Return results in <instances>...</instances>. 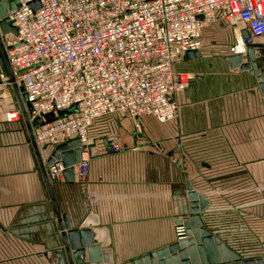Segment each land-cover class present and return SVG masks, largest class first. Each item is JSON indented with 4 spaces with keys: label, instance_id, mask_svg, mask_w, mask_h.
<instances>
[{
    "label": "crops",
    "instance_id": "1",
    "mask_svg": "<svg viewBox=\"0 0 264 264\" xmlns=\"http://www.w3.org/2000/svg\"><path fill=\"white\" fill-rule=\"evenodd\" d=\"M200 53L179 63L197 78L176 96L178 118L98 120L88 178L74 172L52 183L72 228L93 214L95 241L112 249L116 264L176 241L194 193L209 201L201 217L211 233L242 259L264 258V93L254 73L230 67L232 52L212 62ZM256 54L264 67V39ZM11 109L20 110L15 89L0 79V264H55V206L21 111L6 120ZM44 146L47 169L54 147Z\"/></svg>",
    "mask_w": 264,
    "mask_h": 264
},
{
    "label": "built area",
    "instance_id": "2",
    "mask_svg": "<svg viewBox=\"0 0 264 264\" xmlns=\"http://www.w3.org/2000/svg\"><path fill=\"white\" fill-rule=\"evenodd\" d=\"M8 16L17 32L4 37L7 56L31 105L30 120L42 118L33 126L35 139L55 147L78 138L82 160L74 167L81 181L96 152L98 120L178 118L176 96L197 78L179 63L187 52H201L208 24L233 25L232 52L239 39L243 53L264 39V0H18ZM0 79L9 82L4 74ZM20 114L8 110L6 120ZM65 169L61 160L48 165L50 181L62 180Z\"/></svg>",
    "mask_w": 264,
    "mask_h": 264
},
{
    "label": "water",
    "instance_id": "3",
    "mask_svg": "<svg viewBox=\"0 0 264 264\" xmlns=\"http://www.w3.org/2000/svg\"><path fill=\"white\" fill-rule=\"evenodd\" d=\"M17 4L18 0H0V75H6L15 89L20 111L27 124L41 171L55 206L56 219L62 236V247L52 251L51 258L56 262L55 264H116L112 249L95 241L99 232L98 223L93 219V214H89L79 227L72 228L67 218L62 216L60 211L52 182L47 175L46 164L42 159L41 147L38 145L33 132V126L41 123L42 118L37 117L33 121L30 120L28 111L31 109V105L26 104L27 96L23 86L16 82L4 45V37L7 34H16L17 32L8 16L9 11L15 9ZM31 4L34 7L38 6L37 1ZM243 36H247L246 31H243ZM200 55V51L187 52L189 58ZM257 57L256 46L249 45L245 53L232 52L226 56V59L230 61L232 69L238 68L254 73L264 93V67L259 68ZM74 109V105L70 107V110ZM46 148H48L47 145L43 147V149ZM56 160H61L65 165L64 174H74V165L82 160L80 140L74 138L56 145L46 162L51 165ZM188 189L192 190L190 183H188ZM195 197V193L191 194L189 213L183 214L181 221H179L180 225L176 228V241L150 254L138 256L122 264H264L263 257L242 259L218 236L211 233L205 227L201 217V212L206 209L209 201L203 195Z\"/></svg>",
    "mask_w": 264,
    "mask_h": 264
},
{
    "label": "rangeland",
    "instance_id": "4",
    "mask_svg": "<svg viewBox=\"0 0 264 264\" xmlns=\"http://www.w3.org/2000/svg\"><path fill=\"white\" fill-rule=\"evenodd\" d=\"M208 25L209 30L205 37L203 58L212 62L222 58L227 52H232L231 48L236 43V39L231 32L233 25L229 23Z\"/></svg>",
    "mask_w": 264,
    "mask_h": 264
},
{
    "label": "bare ground",
    "instance_id": "5",
    "mask_svg": "<svg viewBox=\"0 0 264 264\" xmlns=\"http://www.w3.org/2000/svg\"><path fill=\"white\" fill-rule=\"evenodd\" d=\"M243 48H245L242 39H239L236 45L237 52H243Z\"/></svg>",
    "mask_w": 264,
    "mask_h": 264
}]
</instances>
